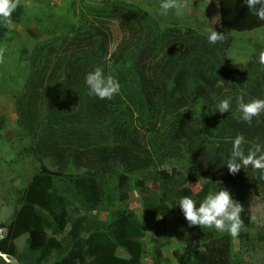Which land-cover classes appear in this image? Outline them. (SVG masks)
Listing matches in <instances>:
<instances>
[{
  "label": "trees",
  "instance_id": "trees-1",
  "mask_svg": "<svg viewBox=\"0 0 264 264\" xmlns=\"http://www.w3.org/2000/svg\"><path fill=\"white\" fill-rule=\"evenodd\" d=\"M216 3L215 31L225 37L216 44L207 39L211 31L162 25L134 3H70L77 24L35 44L25 85L14 95L18 135L30 139L26 151L37 166L16 192L10 221L0 224L7 228L0 254L20 264H143L145 256L167 264L169 252L171 264H231L234 238L189 227L179 207L184 196L199 207L210 191L228 186L234 201V186L264 191L260 170L233 175L226 166L238 135L245 154L257 144L264 154V113L249 125L237 110L239 96L264 99V48L244 63L227 56L234 32L264 21L244 0ZM24 16L20 2L11 24ZM114 23L120 36L111 48ZM7 32L0 22V45ZM97 68L121 86L111 100L89 94L85 78ZM225 99L231 107L221 114ZM131 193L143 220L121 200ZM101 212L109 219L98 218ZM245 228L235 238L241 244L249 239ZM23 235L26 251L19 252L15 240ZM173 239L180 247L172 248ZM0 264L9 263L0 255Z\"/></svg>",
  "mask_w": 264,
  "mask_h": 264
},
{
  "label": "rangeland",
  "instance_id": "rangeland-1",
  "mask_svg": "<svg viewBox=\"0 0 264 264\" xmlns=\"http://www.w3.org/2000/svg\"><path fill=\"white\" fill-rule=\"evenodd\" d=\"M76 0H20L25 8V16L20 24L8 25L5 41L0 48L5 49V62L0 64V224H7L12 215L13 205L17 197L16 192L30 179L36 169L37 162L27 153L29 138L21 137L18 117L15 111V93L26 82L29 74L30 58L36 43L48 40L54 34L63 32L70 23L77 24L78 17L73 14L70 3ZM139 5L157 17L162 25L178 23L182 27L194 26L203 31L217 29L218 18L215 8L217 0H184L189 6L184 15L177 16L174 12L168 15H160L159 5L161 0H122ZM39 17V22L36 18ZM204 25V26H200ZM33 30L35 38L27 33V29ZM115 41L119 38L116 24H110ZM64 33V32H63ZM234 43L227 56L231 63H244L258 50L264 48V27L249 32H234ZM28 51L24 55L22 50ZM43 163L53 169L52 162L47 158ZM194 190L198 186L193 185ZM230 193V187H225ZM236 192L235 201L244 209L241 218L245 222L246 230H249V239L241 244L239 239L233 240L231 264H264V191H254L250 187L234 186ZM220 190V189H219ZM121 200L130 203L137 209L138 219L146 216L139 211L138 199L131 193L123 196ZM243 200V201H242ZM101 220H107L108 213L101 212L98 216ZM259 230H262L259 237ZM2 232H0L1 234ZM23 235L15 240L19 252L25 250V238ZM261 238V239H260ZM172 248L180 247L176 239L172 241ZM184 245V244H183ZM171 264V256L167 253ZM143 264H152L150 257L145 256Z\"/></svg>",
  "mask_w": 264,
  "mask_h": 264
},
{
  "label": "clouds",
  "instance_id": "clouds-1",
  "mask_svg": "<svg viewBox=\"0 0 264 264\" xmlns=\"http://www.w3.org/2000/svg\"><path fill=\"white\" fill-rule=\"evenodd\" d=\"M244 3L253 15L260 21H264V0H244ZM19 4L20 0H0V22L6 26L10 25L12 14ZM188 7L184 0H161L159 14L168 15L169 12H174L175 15L181 16L185 14ZM224 38L223 33L215 30H212L207 37L210 44H216L223 41ZM4 51L5 49L0 48V64L5 62ZM259 63L264 65V51H260ZM85 83L89 89V94L95 95L101 100H111L120 93L121 89L119 82L112 75L105 76L101 68L88 73ZM237 103V110L241 113L240 118L249 125L254 118H259L264 113V99L245 103L243 96H239ZM230 107L229 100H221L217 111L221 114L227 113ZM244 143L242 135L236 136L233 140L231 155L226 164L229 173L235 175L242 167L245 169L249 166L264 173V154H261V146L259 144L254 145L245 154ZM219 183L220 181L216 182V184ZM179 207L189 227L198 226L200 228H214L220 232L226 231L234 239L239 236L244 228V221L241 218V213L244 211L242 205L234 201L231 193L223 188L215 192L210 191L199 207L196 206V202L191 197L184 196L179 200ZM198 251L205 252L206 249L200 246Z\"/></svg>",
  "mask_w": 264,
  "mask_h": 264
},
{
  "label": "water",
  "instance_id": "water-1",
  "mask_svg": "<svg viewBox=\"0 0 264 264\" xmlns=\"http://www.w3.org/2000/svg\"><path fill=\"white\" fill-rule=\"evenodd\" d=\"M0 232H3V234L0 235V239L3 238L4 234L7 232V228H0ZM2 258L5 260V262L9 264H20L16 259L14 258H8L6 255L0 254Z\"/></svg>",
  "mask_w": 264,
  "mask_h": 264
}]
</instances>
